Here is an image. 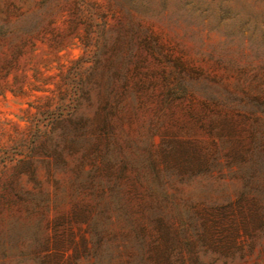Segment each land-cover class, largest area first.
Segmentation results:
<instances>
[{
    "label": "rangeland",
    "instance_id": "rangeland-1",
    "mask_svg": "<svg viewBox=\"0 0 264 264\" xmlns=\"http://www.w3.org/2000/svg\"><path fill=\"white\" fill-rule=\"evenodd\" d=\"M93 66L106 121L85 102L61 120ZM79 131L99 148L115 131L153 149L170 131L209 148L216 131H264V0H0V264H157L116 216L100 219L94 253L75 208L90 196L78 192ZM233 237L201 264H264L262 230Z\"/></svg>",
    "mask_w": 264,
    "mask_h": 264
},
{
    "label": "trees",
    "instance_id": "trees-1",
    "mask_svg": "<svg viewBox=\"0 0 264 264\" xmlns=\"http://www.w3.org/2000/svg\"><path fill=\"white\" fill-rule=\"evenodd\" d=\"M95 69L74 83L76 104L61 120L82 117L78 111L85 102L89 108L96 104L95 114L106 121L109 103L101 95ZM186 96L183 87L167 88L163 101ZM100 136L102 148L95 131L74 133L81 150L78 192L90 195L75 208L93 232L94 253L102 240L100 219L112 216L129 229V248L157 264L171 259L201 264V252L225 253L239 229L264 232V131L240 136L216 131L210 148L172 131L163 134L156 149L115 131H101ZM88 157L91 167L85 169ZM225 177L239 181L224 182ZM195 183L185 194L184 187Z\"/></svg>",
    "mask_w": 264,
    "mask_h": 264
}]
</instances>
